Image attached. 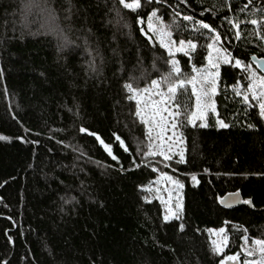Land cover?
Returning <instances> with one entry per match:
<instances>
[{
    "label": "trees",
    "instance_id": "16d2710c",
    "mask_svg": "<svg viewBox=\"0 0 264 264\" xmlns=\"http://www.w3.org/2000/svg\"><path fill=\"white\" fill-rule=\"evenodd\" d=\"M154 9L173 40L197 45L191 63L175 53L174 75L206 65L212 35L184 15L210 23L231 53L220 65L216 114L206 115L207 127L186 119L180 127L184 163L144 157L145 127L123 87L144 88L170 72L167 51L141 32ZM262 16L264 0H141L135 11L119 0H0V264H219L237 253L241 263V237L264 239V118L251 94L245 105L230 86L248 83L233 58L264 75L251 58L264 60L255 34L264 36V23L248 22ZM225 17L242 22L240 39ZM174 102L191 110V85ZM162 172L184 185L179 218L168 221ZM236 191L253 208L220 206L218 197ZM221 227L229 242L217 255L208 229Z\"/></svg>",
    "mask_w": 264,
    "mask_h": 264
},
{
    "label": "snow or ice",
    "instance_id": "6c2138e0",
    "mask_svg": "<svg viewBox=\"0 0 264 264\" xmlns=\"http://www.w3.org/2000/svg\"><path fill=\"white\" fill-rule=\"evenodd\" d=\"M251 2V0H249ZM120 5L125 9H131L135 11L141 7V0H119ZM248 6L245 5V8ZM244 9H241L243 11ZM180 13L176 12V16ZM228 22L232 25V28L236 29L235 38L240 39L241 32L239 30L240 24L239 20H233L232 18L225 17ZM184 21H191L194 30L207 29L212 33L210 40L207 44L208 54L205 57L207 64L199 68L193 66V75L187 78H181L180 74L181 68L179 62L174 58L175 53H183L185 56H189V62L191 63L190 52H195L197 45L192 39L184 40L180 39L179 42L172 39L173 31L171 27L165 24L161 17L157 14L154 9L152 12L148 13L147 17V31L141 28V32L148 35L149 41L152 42L153 37L155 41L159 43L160 47L165 49L170 57L167 60V64L171 66L170 72L167 75L162 76L160 79L151 80L150 85H146L144 88L134 87L132 83L126 82L123 87L129 93L126 99L134 100L136 102V108L134 115L139 118L145 127V139L148 141L146 145V151L143 152L144 157H163V162L167 163L174 159L175 155L179 156L178 163H184V149L182 147L184 143L183 134L180 132V127L183 120L186 119L187 124L195 125L196 121L201 122L202 127H207L205 121L206 115L211 112L216 114V103L213 97L217 94V82L220 79V65L229 64L231 53L228 52L226 48L223 47L219 42L221 40L220 34L217 30L211 26L210 23H206L203 19H195L191 15H184ZM252 25L259 26L264 23V16L259 20L251 19L248 21ZM137 23H141V19L137 17ZM179 29V25L176 26ZM150 34V35H149ZM261 39L264 36L261 35L259 31L255 33ZM227 39V37H225ZM233 67H240L246 73L245 79L248 81L247 88H241L239 82L233 87L236 96L243 97V103L245 105H250L251 101L255 102V105L259 109V115L264 118V75H258L257 72L252 69L251 64L245 65L244 62L238 58H233ZM253 63L256 64L257 68L261 67L258 59L253 58ZM163 84V87H162ZM188 85H191V94L195 97V104L191 110L181 111L180 105L175 103V99L178 94L179 89H185ZM147 94V95H146ZM154 97H159V99H154ZM166 114V115H165ZM217 126L220 128H228L229 125L225 123L222 119H217ZM248 127H254V125L249 124ZM169 128L171 129V135H167ZM81 133H89L87 128L81 127L79 129ZM96 137L99 143L103 146L104 150L112 157L113 160L117 159L113 155L112 145L105 143L104 140L100 138L96 133H89ZM115 139L119 141L120 146L125 152L128 151V147L125 145L124 140L120 136L113 133ZM0 139H7V137L0 136ZM159 141V142H157ZM139 151V149H138ZM155 170V168L153 169ZM207 171V169H205ZM161 176L174 186L176 201L175 206H172V190L165 189L168 191V199L165 200L163 197H159L161 204L165 206L166 213L164 214V220L168 221L173 217L179 218V214L182 209L180 190L184 187L183 183L173 176L162 172ZM191 179L194 182L197 181L195 174L191 175ZM149 191H151L149 189ZM159 192V189L157 190ZM231 197L238 195L237 193H229ZM149 199V197H145ZM221 203L225 201L218 197ZM245 204H250L251 200L243 201ZM184 225L181 224L180 228L183 229ZM242 227V226H241ZM209 232H219L221 234L226 232L224 227L219 229H208ZM245 241V245L242 246L241 251L246 257H252L254 252L257 254L255 259L245 258L243 264H264V239L251 240L253 248L247 247V235L241 237ZM11 241V237H9ZM229 237L228 235H221L219 240L212 241V251L215 254H220L224 251V248L228 245ZM239 253L232 255H225L223 259L219 261V264H226V261H238Z\"/></svg>",
    "mask_w": 264,
    "mask_h": 264
},
{
    "label": "water",
    "instance_id": "95a60500",
    "mask_svg": "<svg viewBox=\"0 0 264 264\" xmlns=\"http://www.w3.org/2000/svg\"><path fill=\"white\" fill-rule=\"evenodd\" d=\"M251 58H252V60H253V58L258 59V58H256L254 55H252ZM258 60H259V62H260V64H261V67L258 68V69L264 74V60H262V59H258ZM229 193H237V191H236V192H229ZM229 193H226V194H224L222 197H220V198H222V199L225 201V203H221V200L218 199V203H219L220 206L223 207V208H227V209H229V208H233V207H236V206H238V205L245 204L243 201H245V200H249L248 198H246V199L242 198V196H241V194H240L239 192H238V195L235 196V197H231V196H229V195H228ZM245 205H248V206H250L251 208H253L252 203H250V204H245ZM226 264H241V263H240V261H239V259H238L237 262L226 261Z\"/></svg>",
    "mask_w": 264,
    "mask_h": 264
},
{
    "label": "rangeland",
    "instance_id": "374dc122",
    "mask_svg": "<svg viewBox=\"0 0 264 264\" xmlns=\"http://www.w3.org/2000/svg\"><path fill=\"white\" fill-rule=\"evenodd\" d=\"M206 64H207V61H206ZM156 99H159V97L156 98ZM169 135H171V134H169ZM161 178H162V184L164 185L165 200H167L169 193H168V191H165V189H169V188L166 187V185H165L166 183H165L164 178L163 177H161ZM171 186L173 187V185H171ZM175 201H176V195L172 193V206H173V208L175 206ZM221 235H225V233L221 234L219 232H214L213 233V240H219V238H220ZM246 246L249 247V248H253V245L251 244V242L249 244L247 243ZM245 258H247V259H255V258H257V254L254 252V254H253L252 257H246L245 254H244L243 255V260L241 261L242 264H243V261H244Z\"/></svg>",
    "mask_w": 264,
    "mask_h": 264
},
{
    "label": "flooded vegetation",
    "instance_id": "af4514ba",
    "mask_svg": "<svg viewBox=\"0 0 264 264\" xmlns=\"http://www.w3.org/2000/svg\"><path fill=\"white\" fill-rule=\"evenodd\" d=\"M242 264V263H241Z\"/></svg>",
    "mask_w": 264,
    "mask_h": 264
}]
</instances>
